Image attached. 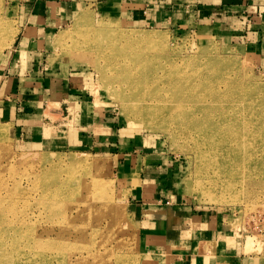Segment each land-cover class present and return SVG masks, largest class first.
<instances>
[{
    "label": "rangeland",
    "instance_id": "obj_1",
    "mask_svg": "<svg viewBox=\"0 0 264 264\" xmlns=\"http://www.w3.org/2000/svg\"><path fill=\"white\" fill-rule=\"evenodd\" d=\"M22 1L0 0V165L6 166L0 171L1 206L13 202L26 214L41 206L45 189L51 199L65 195L61 201L72 205L96 198L92 203L102 209L85 219L82 245H73L69 264H157L159 252L142 223L145 207L136 174L121 170L136 167L141 179L150 180V190H157L156 200L152 191L145 198L152 202L147 209L172 207L177 226L190 217L216 216L218 226L239 239L244 254L264 260V158L261 166L239 164L231 188L221 194L213 184L224 177L218 170L197 172L190 134L161 124L158 113L142 121L116 96L131 88L118 71L117 64L126 60L121 56L141 57L145 54L136 52L145 51L195 81L208 73L218 83L226 77L242 81L264 106V59L254 48V35H248L255 31L254 18L224 12L236 0H181L184 10L171 23L146 24L124 6L126 16L107 14L101 2L88 1L66 24L42 29L45 37L36 44L18 45L23 36H33L25 27ZM137 35L153 39L146 45L133 40L130 49L125 37ZM113 52L120 55L118 62L108 60ZM60 89L71 99L60 100ZM74 159L81 161L70 164ZM71 168L75 172L69 175ZM7 219L18 224L15 215ZM31 221L35 230L43 223ZM28 234L8 240L5 253L13 263L0 264H46L44 256L52 252L29 245Z\"/></svg>",
    "mask_w": 264,
    "mask_h": 264
},
{
    "label": "bare ground",
    "instance_id": "obj_2",
    "mask_svg": "<svg viewBox=\"0 0 264 264\" xmlns=\"http://www.w3.org/2000/svg\"><path fill=\"white\" fill-rule=\"evenodd\" d=\"M138 36L125 37L128 38L130 49L133 47V40L146 45L153 39L151 36ZM113 53L114 56L108 60L118 62L115 58L120 55ZM136 53L145 55L138 57L130 52L127 56H121L126 60L117 64L123 80H127L131 86L128 91H120L116 95L125 110L138 114L142 121L151 117V113H158L161 124L177 125L190 134L194 140L192 149L197 172L208 175L213 169L218 170L224 177H219L218 182L213 181V184H217L221 194L231 188V179L237 175L239 164L262 165L264 106L261 101L251 98L246 83L228 77L218 83L209 77L211 73L196 78L195 81L184 75V71L177 65L158 64L160 56L158 59L145 51ZM79 161L81 159H74L70 164L74 165ZM4 168L6 169L5 165H0V171ZM74 169L68 171L69 175L75 172ZM4 186V182L0 180V188ZM197 187L204 192L206 186L199 183ZM46 192L45 189L41 194V206L32 208L26 214L17 209V204L4 202L1 206L3 201H0V261L13 263L5 253L10 246L8 240L13 238L12 241H16L23 238L25 232H29L26 238L29 245L41 244L48 252L54 253L45 254L46 264L71 262L70 250L74 244L82 243L87 227L85 221L102 209V205L92 203L96 198L89 203L85 201L83 206L72 205L61 201L65 199V195H62L61 200H52ZM205 194L204 198L214 201V198ZM8 214L15 215L18 224L8 220ZM34 218L43 220L38 230L28 224H34L35 221H31ZM78 254L81 255L80 252Z\"/></svg>",
    "mask_w": 264,
    "mask_h": 264
},
{
    "label": "crops",
    "instance_id": "obj_3",
    "mask_svg": "<svg viewBox=\"0 0 264 264\" xmlns=\"http://www.w3.org/2000/svg\"><path fill=\"white\" fill-rule=\"evenodd\" d=\"M88 1L97 4L101 2L98 5L103 6L107 14L119 13L126 16L124 6L137 22L146 24L171 23L175 15L181 14L180 10H184L183 6L186 3L181 0L180 4L178 0H23V8L27 11L25 27L33 32V36H23L18 45L36 44L38 40L45 37L42 29L66 24L81 5ZM229 2L237 3V5L231 4L229 8L224 7V12H229L227 9H230L234 15L238 14V17L244 14L251 20L254 18L252 29L255 31L252 30L248 35H254V48L259 52L260 58L264 59V0ZM217 14L221 16V11ZM9 54L12 57V51ZM59 95L62 96L60 100L71 99V97H66L63 91ZM100 125L103 126L102 123ZM34 135L39 137L38 132H34ZM62 136V131H57L55 137L58 141ZM124 166H121V170L125 172V175L136 174L135 188L141 190L139 197L147 209L146 206L152 203L149 199H145L152 191L150 180L145 177L141 179L136 167L130 170ZM156 191L154 192L153 189V197ZM154 198L156 200V196ZM145 209L142 208L141 211L142 223L149 226L148 241L154 250L159 252L157 256L160 259L157 264L160 262L167 264L169 259L172 261L168 264H264L263 259L254 260L250 255L244 254L239 239L234 237L230 230L219 227L216 216L199 217L198 219L190 217L177 226L175 221L178 220V216H175L176 213L173 212L172 207L165 212H160L161 209L158 207Z\"/></svg>",
    "mask_w": 264,
    "mask_h": 264
}]
</instances>
